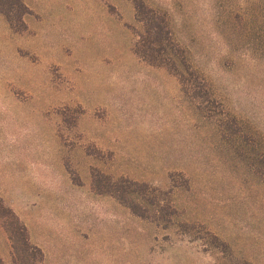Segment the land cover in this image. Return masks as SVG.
Wrapping results in <instances>:
<instances>
[{"label": "rangeland", "instance_id": "374dc122", "mask_svg": "<svg viewBox=\"0 0 264 264\" xmlns=\"http://www.w3.org/2000/svg\"><path fill=\"white\" fill-rule=\"evenodd\" d=\"M23 1L25 32L0 14V197L43 264H264V0H146L211 84L212 112L135 55L130 0ZM92 168L172 188L177 212L135 216L92 190Z\"/></svg>", "mask_w": 264, "mask_h": 264}, {"label": "trees", "instance_id": "16d2710c", "mask_svg": "<svg viewBox=\"0 0 264 264\" xmlns=\"http://www.w3.org/2000/svg\"><path fill=\"white\" fill-rule=\"evenodd\" d=\"M135 10L136 21L141 29L136 31L137 39L134 44L135 55L143 62L152 66L167 68L176 76L185 92L191 94L206 104V109L212 112L215 105V96L205 76L193 66L189 51L175 38L168 12L164 9L150 6L146 0H130ZM32 13L23 0H0V14L5 18L10 28L15 32H25L26 15ZM227 119L224 128L238 131L239 126ZM71 177L75 184L80 180ZM264 166V163H263ZM92 190L96 194H108L120 204L127 207L132 214L152 222L169 224L177 212L173 205V189L163 190L146 181L120 177L116 180L92 168ZM187 183L186 178H184ZM1 224L6 232L11 247L13 264H43L44 252L30 240V233L18 215L3 203L0 197ZM223 251L228 248L224 242Z\"/></svg>", "mask_w": 264, "mask_h": 264}]
</instances>
